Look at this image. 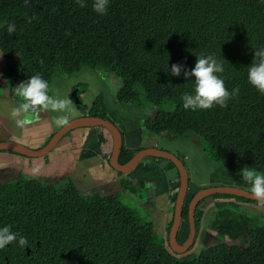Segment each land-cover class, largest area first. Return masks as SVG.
I'll return each mask as SVG.
<instances>
[{"label":"trees","instance_id":"trees-1","mask_svg":"<svg viewBox=\"0 0 264 264\" xmlns=\"http://www.w3.org/2000/svg\"><path fill=\"white\" fill-rule=\"evenodd\" d=\"M91 2L0 0V51L11 97L17 83L37 73L50 85L58 74L104 71L122 82L118 104L158 109L145 121L148 132L166 139L193 135L227 170L264 172V95L246 82L253 49L264 46V0H109L102 15ZM9 23L15 25L12 33L6 31ZM202 54L222 63L218 75L225 87L238 86L239 92L224 107L188 110L181 95L191 92V79L173 77L166 67L180 63L190 69ZM168 103L173 110H160ZM87 115L107 119L97 103ZM97 142L104 144L101 134ZM132 156L122 146L118 163ZM178 186L179 181L172 203ZM207 199L213 201L208 232L214 239L197 245L200 207ZM256 204L264 212V203L242 197L204 198L195 211L194 244L176 253L169 245L171 223L164 236L157 234L154 224L141 221L117 196L82 195L72 185L60 189L19 176L0 183V225L27 243L0 248V264H264V218L258 223L236 211ZM182 221L187 233L186 205Z\"/></svg>","mask_w":264,"mask_h":264},{"label":"crops","instance_id":"crops-1","mask_svg":"<svg viewBox=\"0 0 264 264\" xmlns=\"http://www.w3.org/2000/svg\"><path fill=\"white\" fill-rule=\"evenodd\" d=\"M4 67L5 59L0 51V88L6 87V91H0V142L14 141L32 150H40L67 123L82 116H89L87 112L94 103H97L106 120L113 122L119 129L122 146L133 155L148 148L185 155L182 158L183 162L186 159L184 165L189 184L184 206H187L191 197L201 189L227 185L249 189L247 184L240 182L235 172L225 169L221 172L205 173L208 169L213 170L214 164L203 152H200L198 157H190L189 153L181 148L183 145L180 140L185 139L186 136L166 139L148 132L145 121L152 118L153 114L133 106L118 104L115 100L116 92H112L103 79L95 75L100 71L93 72L87 69L79 72L75 77L65 79L61 84H69L66 90H58L57 87H52L51 83L48 95L66 101L63 109L36 107L34 110L22 111L18 117H13L10 114L11 108L19 107L23 98L18 97L16 93L13 97L10 96L3 76ZM77 76H84L88 86H80V79ZM56 83L59 84L58 81ZM70 91L78 93L80 101L78 104L70 100ZM79 105L81 108L84 106L85 110L79 111ZM59 118H64V122L57 123ZM17 119L22 120L23 123L17 124ZM100 134L105 142L99 146L97 141ZM186 141L190 142L187 138ZM112 151V138L103 128H78L63 135L53 150L44 157L28 158L13 152L0 151V176L4 183L15 181L21 176L60 189L72 185L82 195L101 194L118 197L124 192L128 193L133 187H139L143 192L137 197L139 203L141 202L140 206L148 211L149 222L154 224L156 233L164 236V231L172 222L174 212L175 202L172 203L171 198L174 195L173 185L179 181L177 169L172 163L158 162L153 157H147L131 172L122 174L115 171L109 163ZM202 205L203 213L207 209L213 211L212 199L205 200ZM252 206L256 205H251L250 209L261 211L259 207ZM178 235L181 240L186 235L182 220ZM209 239H212V242L214 238L208 232L207 222L204 223L202 219L196 244H210Z\"/></svg>","mask_w":264,"mask_h":264},{"label":"clouds","instance_id":"clouds-1","mask_svg":"<svg viewBox=\"0 0 264 264\" xmlns=\"http://www.w3.org/2000/svg\"><path fill=\"white\" fill-rule=\"evenodd\" d=\"M77 3L83 6L84 0H77ZM108 4L109 0H92L91 8L95 13L102 15L107 10ZM6 31L14 32L15 25L9 23ZM166 68L173 77L182 74L184 80L191 79V92H184L181 95L182 107L188 110H205L214 105L224 107L227 101L239 92L238 86L233 87L231 91L225 87L224 79L218 75L223 72V65L211 54L195 56V62L190 69L180 63H173ZM246 82L258 94L264 95V46L253 49L252 60L247 65ZM14 89L16 95L23 99L19 107L11 108L10 114L13 117H18L22 111L34 110L36 106L63 109L66 104V101L48 95V82L39 73L29 76L26 80H21L14 86ZM0 91H6V87L0 88ZM63 122L64 118L57 120V123ZM16 123L22 124L23 121L17 119ZM239 172L251 193L258 198V202H264V172L252 168H243ZM13 242L18 246H25L27 240L24 235L13 231L10 226L0 225V248Z\"/></svg>","mask_w":264,"mask_h":264},{"label":"water","instance_id":"water-1","mask_svg":"<svg viewBox=\"0 0 264 264\" xmlns=\"http://www.w3.org/2000/svg\"><path fill=\"white\" fill-rule=\"evenodd\" d=\"M70 100L75 104H78L80 101L78 100V96L76 91H73L70 95ZM86 127H99L103 128L107 131L113 141V151L110 158L111 167L122 174H127L131 172L134 167L144 158L153 157L160 158L164 160L170 161L178 171L179 176V187L176 193L175 204H174V212L171 222V227L169 230V245L170 248L176 253H184L194 244L196 229H195V211L197 206L206 197H210L216 194H225V195H233L237 197H242L251 201L258 202V198H256L251 192L243 190L242 188L232 187V186H220V187H209L205 189L199 190L190 200L187 205V223L189 226V234L186 241L183 244H179L177 242L178 231L181 225L182 220V209L184 207L185 197L188 191V173L184 163L172 152H166L159 149H142L138 151L132 158L124 165H120L118 163V158L120 155V151L122 148V139L121 133L117 126L106 119L96 117V116H82L77 119H74L67 123L63 128H61L58 132H56L47 145L40 150H32L18 142L14 141H2L0 142V151H9L16 153L18 155L28 157V158H40L44 157L48 154L63 135L69 133L70 131L78 128H86Z\"/></svg>","mask_w":264,"mask_h":264},{"label":"rangeland","instance_id":"rangeland-1","mask_svg":"<svg viewBox=\"0 0 264 264\" xmlns=\"http://www.w3.org/2000/svg\"><path fill=\"white\" fill-rule=\"evenodd\" d=\"M85 70L87 71L86 68L82 69L81 71H85ZM78 73H74L72 75L58 74L57 76L54 77V79L51 82L52 83V87L55 86V87H57L56 89H58V90H60V89L66 90L69 87V84L68 83L61 84V82L64 81L65 79H69L70 77H75L76 75H78ZM95 75L100 77V79L102 78L104 83H105V85L108 86L112 90V92H117L118 89H120V86L122 84L120 79L115 78L111 74H107L104 71H100V73H97ZM77 77H79V79H80L79 80L80 86L87 85L85 83V81H84L86 79L84 76H77ZM56 81H58L59 84L56 83ZM74 89H76V88H74ZM72 92L73 91H70L69 95H71ZM141 95L144 96L143 93H140V97H141ZM157 110H158L157 108H151L150 109V112L153 114V117L156 116ZM160 110L171 111V110H173V105H171L169 103L168 104H164L162 107H160ZM186 138L188 140H190L189 143L186 141ZM186 138L180 140L182 145H183V146H181V148L185 149V151L189 153L188 155L190 157H192V156L193 157H195V156L198 157V156H200V152H203L205 154V156H207L208 160L211 161L214 164L213 167H212L213 170L212 169H208V170L205 171V173L206 172L207 173H210V172L216 173L215 171L221 172L222 170L224 171L226 169L222 165H220L218 163H215L214 161H212L210 159V156H208L210 154V152L208 151V148L204 144H202V142L198 138H196L193 135L186 136ZM176 156L184 158L185 155H183V153H182V155L179 154V155H176ZM197 160H199V159H197ZM184 164L186 165V159H184ZM221 167L224 168V169H222ZM228 171H230V170H228ZM231 172H234V171H231ZM235 173H237V172H235ZM236 177L240 180V182L246 184V182L241 178V174L240 173H237ZM9 182H11V181H9ZM0 183L6 184L8 182H6V183L2 182V177L0 176ZM245 184H243V185L246 186ZM238 188H240V187H238ZM243 190H245V189H243ZM246 191L251 192L250 189H246ZM142 193L143 192L141 191V188L133 187V189H131V191H129L128 193L124 192V193L118 195V197H119L120 201L123 204H125L126 206L131 208L136 213V215L138 216V218L141 219V221H143V222L148 221L149 222L150 221V215H149L148 211L144 207L140 206L141 202L139 203V200L137 198L138 195H140ZM208 200L210 201V199H208ZM257 205L258 204H256V206H252V207L253 208H258L259 207L261 209V211L260 210H257V211L252 210V209H250V206L241 207L240 205H238V206H240V208H237L236 211L238 213H240V214H243V215H246V216H250L251 218L256 220L258 223H260L262 221V219L264 218V215H263L264 212H263L262 208L260 207V205H258V206ZM200 208H204L203 205ZM213 209L214 208H212V210ZM213 214L214 213L210 212V209H207V211H205V213H204L203 222L204 223L207 222V225H208L209 218H211V216ZM188 234H189V226H188L187 233H186L185 237L182 238V243L181 244H183V242L187 239ZM211 240L212 239H209L208 242H211ZM197 249H201V248H197Z\"/></svg>","mask_w":264,"mask_h":264},{"label":"flooded vegetation","instance_id":"flooded-vegetation-1","mask_svg":"<svg viewBox=\"0 0 264 264\" xmlns=\"http://www.w3.org/2000/svg\"><path fill=\"white\" fill-rule=\"evenodd\" d=\"M233 187H234V186H233ZM238 187H239V186H238ZM241 188H243V187H241ZM243 189L246 190V188H243ZM193 196H194V195H193ZM193 196H192V197H193ZM192 197H191V199H192ZM191 199H190V200H191ZM201 201H202V200H201ZM189 202H190V201H189ZM188 204H189V203H188ZM185 241H186V240H185ZM185 241H184V242H185ZM184 242H183V243H184ZM179 243H180V242H179Z\"/></svg>","mask_w":264,"mask_h":264}]
</instances>
